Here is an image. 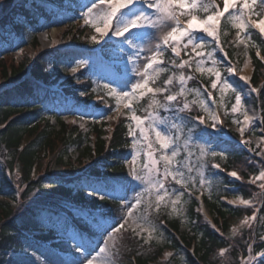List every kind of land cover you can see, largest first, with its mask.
Instances as JSON below:
<instances>
[{"label": "trees", "instance_id": "16d2710c", "mask_svg": "<svg viewBox=\"0 0 264 264\" xmlns=\"http://www.w3.org/2000/svg\"><path fill=\"white\" fill-rule=\"evenodd\" d=\"M212 3L213 0H201L194 14L204 18L214 10L210 6ZM69 4L72 7H67ZM0 5V46L12 47L11 43L19 47L38 46L40 31L57 26L56 20L66 16L72 9L78 14L82 6L81 0H0ZM202 5H209L207 11ZM257 7L260 10V0ZM18 15L24 16L25 22L13 26V18ZM183 17L188 18L187 15ZM223 32V46L227 55L233 57L236 48L231 16L224 20ZM249 34L253 44L250 52L254 67L252 84L258 89L255 104L261 113V121L252 131V134H256L257 129H264V62L257 56V51L264 56V40L254 30L249 29ZM184 41L179 57L173 56L169 49L163 53L162 71L151 79V87H165V81L172 79L173 83L167 87L172 94H176L180 92V78L183 76L184 91L178 96V101L180 106L187 103L189 107L181 115L200 116L207 100L203 85L210 87L211 80L208 74L198 72V59L191 53L190 45L183 48L187 43ZM187 53H191V56ZM214 58L220 61L221 56L217 54ZM95 59V54L90 53L88 62H85L75 77L60 82L58 62L65 60V56L59 49L46 50L33 59L25 57L18 62L8 55H0V78L8 83L7 86L0 87V150L6 151L5 162L0 163V197L5 200L0 201L2 250H20L24 239L50 243L61 233L79 237L81 231L77 225L80 220L74 215V210L83 209L92 203L83 196V177L93 179L104 173L110 176H128L127 158L133 149L129 120L119 118L115 123L110 121L109 124L113 126L111 135L103 129L108 123L98 122L100 118L111 117L115 108L111 94L107 93L102 83L104 75L115 72L110 66ZM181 60L189 61L190 67H178ZM214 91L218 97V89ZM166 94H144L140 102L135 104L136 116L147 122L156 114L174 117V112H164L159 108V103L164 102ZM94 96H103L111 107L102 109L103 103L87 107L95 116L92 131L83 132L74 125L58 121L57 114L53 118L58 121L59 129L51 123L47 113L54 112L68 97H83L85 106H88ZM234 99L235 94H231L223 102L230 108ZM138 132L136 131V142L142 143L144 155H148L149 151L157 152L159 157L163 155L153 135L154 143L149 148L151 138L145 140ZM91 135L94 139H89ZM179 135L176 146L182 154L177 166H182L186 179L184 183L177 185L169 176L165 182L170 196L175 193L173 189L182 190L178 213L170 217L168 207L158 208L154 205V197L144 196L139 217H144L141 220L144 224L147 221L159 226L156 229L159 241L147 243L134 233H125L116 245L118 263L243 264L250 255L254 264H264V256L259 255L264 252V241L260 240L264 235V189L260 187L264 180L256 179L264 171V144L260 149L261 157L250 154L236 142L224 141L220 145L221 152L215 155L209 153L206 157L194 155L188 160L192 148L196 151L193 154L202 151V148L213 150L217 140L209 135L206 139L210 143L206 146L202 141L193 143L188 139V129L183 125ZM235 137L239 138L238 135ZM25 138L29 141L22 145ZM88 139L92 146L84 147ZM188 143L192 144L191 148L186 146ZM71 147L86 148L85 154L94 161L90 165H84L82 156L79 161L72 162L69 156ZM47 153L53 154L47 159ZM215 163L226 171H236L240 180H231L225 173L217 171L213 167ZM41 170L43 172L37 176V172ZM204 182L208 191L205 203L214 218L215 228L204 219L199 203L193 197V193L203 188ZM234 191L249 201L248 206L237 207L223 201L224 197L232 198ZM97 202L105 205L104 212L107 215L101 218L105 225L111 224L120 215L118 201L105 199ZM18 203L25 204L30 210L21 214L17 209ZM44 209H50L51 213ZM55 213H59V216ZM253 213L255 219H252ZM246 219L247 224L244 223ZM36 221L47 224L48 229L41 231L35 226ZM186 223L188 228L184 233L181 228ZM97 232V226L90 224L89 231L83 233V237L93 238ZM72 243L73 241L53 245L62 251L74 252ZM249 244L252 245L251 251ZM221 250H224L223 254ZM168 253L171 255L166 258Z\"/></svg>", "mask_w": 264, "mask_h": 264}, {"label": "snow or ice", "instance_id": "6c2138e0", "mask_svg": "<svg viewBox=\"0 0 264 264\" xmlns=\"http://www.w3.org/2000/svg\"><path fill=\"white\" fill-rule=\"evenodd\" d=\"M257 3V0H223V9L221 10L218 6L212 3L210 6L214 9L211 14H208L205 18L201 19L199 16L193 13V10L197 8L196 0H90V3L84 7L87 11L82 12V18L85 23H92L95 31L99 33L102 37L109 36V31L111 30V36L117 37L116 44L120 46V51L126 53V58L122 56L121 62L123 71L114 73V79L117 81L118 86L128 87L131 85L130 91L117 93L116 88L109 89L110 93L113 95H122L123 97H128L130 95H135L137 90L147 89L149 93L163 94L164 102L159 103V108L164 112H174L173 118L160 117L159 114L152 116L153 125L163 126L161 130L158 126L149 125V133H155V142L159 144L160 150L171 149L170 155H161L160 160L164 162L163 173L161 174L155 168H149L150 172H155L154 177L155 183L158 189L165 190L164 180L171 176L177 185H181L182 181L185 180L184 172L182 171V166H177L174 171H170V165L172 164V157H176L178 154V149L176 147L177 142L180 138L179 129L181 125L188 129V139L195 143L196 141H202L206 146L208 143L206 137L211 135L207 130L211 127L214 130H219L217 125L220 124V118L214 113H210L211 122L210 124L206 121L203 116H183L188 109V104L184 103L180 106L178 101V96L183 94L184 91V81L185 78L181 76L180 78V92L172 94L167 85L173 83L172 79L165 81V87L153 89L149 87V76L150 72H155L156 68L163 62L159 60L158 57L165 51L168 47H171V52L175 57L180 56V51L177 50L180 47V42L186 40V44L183 48L186 49L188 45L195 52L197 57L203 56V49L207 45V41L201 43L204 39L203 36H198L197 32L205 34L207 37L212 38L211 42L213 44V51L219 46V39L217 35V25L220 24V20L225 16V13L229 12V9L236 8L239 12L238 27L244 29L246 24L243 20V15L245 10L248 13H253V5ZM2 6V5H0ZM207 8L209 5H202ZM260 7L264 9V0H260ZM180 10V15H187L189 18L185 25H181L177 18V11ZM187 10V11H185ZM260 19L252 20L250 27L259 29L261 34H264V11L261 12ZM115 18V23L113 19ZM24 16H15L13 18V26L22 25L25 22ZM162 21H175V25L166 24L164 27L171 28L166 35L162 38V45L157 44L155 46H150L153 39L152 29H158ZM94 22V23H93ZM92 40L96 41V36L92 37ZM126 46V47H125ZM213 51L207 53L209 58H212V63L216 64L217 61L213 57ZM151 53V55H148ZM191 56V53H187ZM259 55V52H257ZM143 57V59H141ZM185 65L190 67L189 61L181 60L178 67L184 68ZM84 66L83 63L79 65ZM156 66V67H154ZM197 67L203 70V65L197 62ZM143 69V70H141ZM228 73H233L234 69L231 66L227 67ZM71 71L75 73L77 68H72ZM209 72H214L217 80L221 79V74L215 68H209ZM135 82L133 83V79ZM240 79L245 80L246 78L241 76ZM247 82V81H246ZM224 87H229L227 80L223 81ZM108 85H105L107 88ZM211 87L215 89L217 87L216 82H213ZM235 104L232 106L231 111L236 113L242 104V93L235 90ZM258 89L251 88L250 93H256ZM83 95V93H81ZM211 95V93H209ZM155 102V101H154ZM176 102V103H173ZM127 106V105H126ZM151 115V114H150ZM132 120L136 122V128L139 130L140 137L147 140L148 134L145 133L144 120L141 117L132 116ZM250 118L245 115V123H248ZM239 123V121H234ZM203 125V126H202ZM173 130H176V134L173 135ZM245 129L241 128L240 132L243 136ZM129 135L133 138L132 148L136 149V132L129 127ZM248 144V141L244 142ZM187 146V145H186ZM151 148V143L148 144ZM211 151V150H209ZM215 155V152L211 153ZM149 157H152V152L149 151ZM191 156V152L188 154ZM136 157L132 156V161L134 162ZM156 160H152V164H155ZM213 167H219V165H213ZM191 171V169H189ZM161 175L163 179H160ZM229 175L236 179H240L235 171L230 172ZM256 179L264 180V171H261ZM144 182L143 170L136 169L130 162L128 176L118 177L110 176L107 173L99 174L95 179L90 180L84 185L85 195L92 199L90 206H86L83 209H76L74 215L80 220V224L77 227L80 228L81 235L79 237H72L71 247L74 252L70 253L72 256L69 260L57 259L52 261L49 259L48 255L42 252H38L37 249L33 248L32 245H28L24 248L20 254L19 258L16 260H4L0 261V264H112V257L115 255L113 249L116 247L115 243L109 246V239L115 240L114 233H119L121 229L125 227V224L121 221L127 222L129 217H132L131 209L134 207L131 200L127 196V187H132L135 189L137 186L133 182ZM152 181H149L151 183ZM253 183L255 181H252ZM49 187V185H45ZM264 189V183L260 185ZM179 191L178 189H173V192ZM159 196V192H157ZM105 199L120 202L119 210L124 212L126 209L127 214L121 216L120 220H116L113 224H107L101 219L107 214L104 212L105 205L98 203L97 201H103ZM137 204L142 203L141 193L137 192L136 196L133 197ZM243 204H248L249 201L241 200L239 201ZM229 203H235L230 201ZM18 211L23 214L30 210L23 203L17 204ZM51 213L50 209H44ZM59 216V213H55ZM137 222L144 219L143 216L134 218ZM252 219H255V213H253ZM147 223V221H145ZM245 224L248 223L246 219ZM90 224H95L98 228L97 235L99 237L95 243L86 241L83 237V233L89 231ZM35 226L41 231L48 229V225L40 221H36ZM67 227V222H65V228ZM149 227L155 231L159 226L149 224ZM249 227L251 225L249 224ZM135 231V229H134ZM107 233L108 239H105V234ZM149 238H151V233H149ZM261 241H264V235L260 237ZM255 243V240H253ZM32 248V252L28 251ZM251 251L252 245H248ZM224 250H221L223 254ZM171 255V253H168ZM260 256H264V252L259 253ZM247 264H254L250 258Z\"/></svg>", "mask_w": 264, "mask_h": 264}, {"label": "rangeland", "instance_id": "374dc122", "mask_svg": "<svg viewBox=\"0 0 264 264\" xmlns=\"http://www.w3.org/2000/svg\"><path fill=\"white\" fill-rule=\"evenodd\" d=\"M196 2H197V0H196ZM89 3H90V0H82V3H81L82 6H81L80 10H78V14H75V10L73 9L72 12H68L66 14V16H64V17L61 16V18H58L56 20L57 27H55L51 30L40 31L38 34V46L33 47L32 45H27L24 47H19V46L14 45L13 43H11L13 45V47L12 46H0V55H1V53L6 54L10 58H12L15 62H18V61H21L22 59H24L25 57H28L29 59H33L34 57L39 55L41 52L46 51V50L59 49L64 53L65 58H66L64 61L58 62L60 82L66 80V79H69L70 77H73V76L75 77V74L77 73V71L79 69L83 68V66L80 67L78 65H80V63L82 61L88 62L86 60V59H88L87 58V56L89 55L88 52L96 51V50L99 51V49L102 47V44L106 40H108L110 44L113 43L112 45L115 44L113 47H115L117 49L120 48V46L115 43L116 40L119 38L112 37L111 36V30L109 31V36L102 37L99 33H97L95 31L94 27L92 26V23H88V24L85 23V20L82 18V12L87 11V9L84 6L89 4ZM67 7H71V4L68 5ZM232 9H235V8H232ZM179 11L180 10L177 11V14L178 13L180 14ZM238 15H239V12L237 9H235L233 14H232V21H233V26H234V31H235L234 36H233V41L235 42L236 53L233 56L232 61L229 60L228 58H225V57L221 58L220 61H218L215 58L217 63L213 64L212 58H209L207 56V53L212 50V47L210 45L211 41L208 38H204L201 41V43H204L205 41L209 42V43H207L206 47L202 50L203 56L197 57L195 55V58L198 59V62L203 65V70H201L197 67L198 72L201 74H208L209 77L212 78V81L216 82V84H217L218 93H219L218 94L219 95V101H213V102L210 101L209 104L208 103L205 104L204 109L206 112L205 119L209 124L211 122L210 113L215 114V112H218V111L221 112L222 116L227 121L228 125H226V127H222V126L218 125L217 128L219 130H214L211 127L207 130L208 132L215 134L216 136H219V137H221V136L225 137L227 131H229L232 134L239 133L241 135L240 129L241 128L245 129V128L243 127L242 123L240 122V119L232 120L233 116L241 117L244 115H248L251 118L253 117V123L256 120L260 119V112L258 111L256 104H255V93L248 94L250 92V89L253 88L251 86V80H250L252 77L253 67L251 64L250 56H249L250 52L252 51L253 44H252L248 29L250 28L249 25H251V21L259 19V15H258V11L256 10L255 5H253V13H248L247 10H245V13H244L242 18L245 21L246 26L243 30L238 27V24L240 22L239 19L237 18ZM177 18H178V16H177ZM178 20H179V18H178ZM113 23H115V18L113 19ZM179 23H181L180 20H179ZM166 24H172L174 26L175 21H162V23L158 29H152L151 31L153 33V39L151 41L150 46H155L157 44H161V46L163 47L162 38L164 35H166V33L168 31H171V28L164 27V25H166ZM183 24H186V23H182V25ZM85 27H87V29ZM93 36H96L95 42L92 40ZM220 50H221V48H218L217 51H213V54H214V52L217 53ZM192 53L195 54V52L193 50H192ZM104 55L106 56L107 60L110 62L109 64H111L112 66H116V67L118 65H120L122 68V69H120V71L121 72L123 71L122 62L120 59L122 56H114L111 54L109 55L107 53ZM148 55H151V53H148ZM161 55L158 57L159 60H161ZM4 57L5 56H3V58ZM124 57L126 58V55ZM141 59H143V57H141ZM7 60H8V62H10L9 59H7ZM83 65H85V64H83ZM1 66H2V64L0 63V69H1ZM228 66H231V67L238 66V69H239L238 72L243 77L246 78L247 82L245 80H238L237 78L233 77L231 75V73H227V76H226L225 73L227 72L226 69ZM74 67L77 68V71L75 73H73L71 71V69ZM154 67H156V66H154ZM209 68H215L216 70H218L221 74V79L217 80L215 73L208 71ZM141 70H143V69H141ZM160 70L162 71L161 64L159 65V67L156 68L155 72H150L149 87H151V79H153V77H156L159 74ZM29 75L30 74H27V76H29ZM102 78H103L102 83H104V85H108V87L106 89L109 93H110L109 89H111V88H116L118 94L120 92L130 91L131 85H129L128 87L118 86V83L114 79L113 74L104 75ZM225 79L227 80V82L229 84V87H227V88H225L224 84H223V81ZM134 82H135V78L133 79V83ZM212 83H211V85H212ZM6 84H7V82L4 81L2 78H0V87L6 86ZM211 85H210V89L213 91V88L211 87ZM234 89L238 90L242 93V104L236 113H233L231 111V108L227 107L225 105V103L223 102L224 99L227 100L231 94H236ZM145 93H147V89L137 90L135 95H130L128 97H123L122 95H118V94L117 95L111 94V96L114 98V101H115L118 109L108 119L100 118L98 120L99 123H108V126L103 128L104 131H106V133L111 135V133L113 131V126L110 125L109 123H110V121H113L115 123L120 117H123V118H126L127 120H129V126H131L132 129L135 130V132L139 131L136 128V122L134 120H132V116L133 115L136 116L135 110L132 107V105L135 103H139L140 98H142V96ZM83 101H84L83 97H81V98L70 97L68 100L63 101L62 104L58 105L54 112L50 111L47 113V115H49V117H50L51 123L53 125H55L56 129H59L58 121H61V122H64L65 124H67L69 126L74 125L79 130H81L83 132L92 131L95 116H94V113L92 112V110L88 109L87 107H89V108L95 107L97 105L96 104L97 101H99V100L98 99H92L91 101L88 102V106H85L86 104ZM91 105H93V106H91ZM54 115H56L58 117V121L53 118ZM166 118H173V116L170 115V116H167ZM234 121H239V123H236ZM149 125L158 126L161 128V130H163V126L153 125L152 118H149L148 122L146 120H144V124L142 125V127H144V131L146 134L149 133V127H148ZM181 127H182V125H181ZM181 127L179 129V132H181ZM246 131H244V133ZM172 134L175 135L176 130H173ZM152 135L155 138L154 132L148 134V138H151V141H150L151 145L154 143V139L152 138ZM262 135H263V132H262V130H260L258 132V135L250 136V137H247L245 140H241L242 141L241 145H250L253 148L255 155L261 156L262 151L260 149L264 143V138L262 137ZM25 139L26 140L23 141L22 145H25L29 141L27 138H25ZM89 139H94V136L91 135L89 137ZM89 139L86 141L84 147H91L92 146ZM245 141H248V144H245L244 143ZM191 145L192 144L188 143L187 147L191 148ZM84 149H86V148L71 147L69 150V156H70L71 161L72 162L79 161L83 156L84 157L83 160L85 162L84 165H90L94 160L90 156H88V154H85ZM177 149H178V154L176 157H172V164L170 165V171H174V169L177 167L176 163L179 161L181 154H182L180 148L177 147ZM210 150H211V152L207 148L206 149L202 148V151L197 152L196 154H193V152H196V151L192 148L190 151L191 156L188 155L187 158L189 160V157H192L194 155L199 156V157H206L207 155H209V153H212V152L217 153V152L222 151V149L218 146L214 147L213 151H212V149H210ZM143 151H144V149L142 147V143L141 142L137 143L136 149H133L130 156L127 158L128 168H129V164L131 162L136 169L143 170L144 182L140 183V182L134 181L133 183L137 185L135 187V189H133L132 187H127V189H126L127 196L131 200L132 204L134 205V207L131 209V212L133 215H132V217H129L127 219V222L121 221L122 223L125 224V227L123 229H121V231L119 233L113 234L115 236V240L109 239L108 240L109 246H111L113 243H115V245H117V242L120 239V237L122 235H124L125 233H129V232L134 233L137 237L144 239L147 243L159 241V237H158V234L156 233V230L153 231L149 227V223L144 224L141 222V220H139L137 222L134 219L136 217H139L140 208L143 205L142 203L137 204L136 201L134 199H132L133 197L136 196L137 192L141 193V199H143L144 195L145 196L149 195V196L154 197V205H157L158 208L168 207L169 212H170V217H174L178 213V207L180 205V201H181L182 196H183L182 190H179L170 196V193H169V190L167 187L165 188L166 191L158 189V187L155 183V179H154V177L156 176V173L150 172L149 168L150 167L155 168L162 174L163 173L162 167L164 168V162L159 159L160 157H159L157 152L152 153V157L150 158L149 155H147V157H146V155H144ZM170 152H171V149L162 150L163 155H170ZM52 154L47 153V159L50 158L49 156ZM5 155H6V151L0 150V163L1 164H4V162H5ZM133 155L136 157L134 162L132 161ZM153 159L156 160L155 164H152ZM128 171H129V169H128ZM42 172H43V170H41L40 172H37L38 173L37 176H39V174H41ZM160 179H163L162 175H161ZM166 180H164V182H166ZM89 181H90V179H88L85 176L82 179V189L84 191L83 196L87 199V201H92V199L90 197L85 195L84 185L86 183H88ZM149 181H152V182L149 183ZM184 182H185V180L182 181V183H184ZM202 190H205V193H204L205 195L208 193L205 182L203 183V189ZM157 192H159V196H157ZM241 200H244V199L242 198L240 193L235 192L234 197L230 200L227 199L226 201L228 203L230 201H234L235 203H230V204L235 205V206H241V205L242 206H244V205L248 206V204L240 203L239 201H241ZM0 201H5V200H4V198L0 197ZM84 202L86 203V201H84ZM200 202L202 205V212L204 213V215L207 216V218L208 217L212 218V215H209V213H208L209 211L207 210L206 206L202 203V201H200ZM119 207H120V202H119ZM158 208H157V210H158ZM75 210H74V212H75ZM127 211H128L127 209L124 212H121L119 210L120 215H118V217L116 219H114L113 222L111 221L110 223L113 224V223H115L116 220H120V217L125 216L127 214ZM187 228H188V225L186 223V224H184V226L181 229L185 233V230ZM134 229H135V231H134ZM149 233H151V238H149ZM69 238H62V236H61V238H59V240H63V239L68 240ZM104 238L108 239L107 233L105 234ZM98 239H99V237H98V235H96L93 238L86 239V241H89L91 243H95L96 240H98ZM28 245H32L33 248L38 250V252H42V253L47 254L49 259L52 261H55L57 259L69 260L72 258L70 253L62 251V250L57 249V248L50 247L46 243H37L31 239H24L23 240V247L20 250L15 251V250H2V249H0V260L4 261V260H16V259H18L20 252L24 248H26ZM32 250H33L32 248L28 249V251L30 253L32 252ZM113 252L115 253V255L112 257V264H119L118 263L119 256H118V252H117L116 247L113 249ZM168 257H169V255L166 254V258H168ZM249 258L252 259V257L249 255L248 258H246L243 261V264H247V261Z\"/></svg>", "mask_w": 264, "mask_h": 264}, {"label": "bare ground", "instance_id": "6f19581e", "mask_svg": "<svg viewBox=\"0 0 264 264\" xmlns=\"http://www.w3.org/2000/svg\"><path fill=\"white\" fill-rule=\"evenodd\" d=\"M250 120H251V119H250ZM249 122H250V121H249ZM249 122H248V123H249ZM248 123H245V120H244V125H247Z\"/></svg>", "mask_w": 264, "mask_h": 264}]
</instances>
